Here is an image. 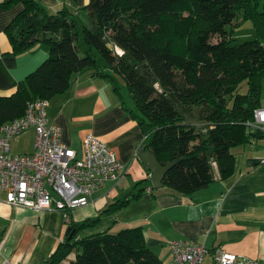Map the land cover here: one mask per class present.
<instances>
[{"label":"trees","instance_id":"obj_1","mask_svg":"<svg viewBox=\"0 0 264 264\" xmlns=\"http://www.w3.org/2000/svg\"><path fill=\"white\" fill-rule=\"evenodd\" d=\"M17 3L21 8L3 28L8 53L39 42L47 56L13 91L0 95V122L21 115L34 97L64 91L73 72L90 69L114 89L120 77L144 135L141 147L160 164L177 158L161 182L184 194L212 179V162L219 177L230 174V148L264 135L244 125L261 104L264 0H87L82 9L89 24H78L66 7L48 11L40 0H0V8ZM241 20L250 22L253 37L235 42L233 26ZM125 201L116 199L105 210ZM96 221H68L71 235L67 232L41 264H59L71 251L65 264H166L144 243L138 225L75 236Z\"/></svg>","mask_w":264,"mask_h":264},{"label":"crops","instance_id":"obj_2","mask_svg":"<svg viewBox=\"0 0 264 264\" xmlns=\"http://www.w3.org/2000/svg\"><path fill=\"white\" fill-rule=\"evenodd\" d=\"M40 2L48 11L66 7L78 24L90 23L88 12L82 9L87 0ZM20 8L19 3L0 8V95L13 91L17 82L47 56L46 46L39 42L8 53L10 44L3 28ZM116 84L114 89L90 69L73 72L67 88L47 99L46 114L59 126L60 139L76 155L81 137L91 132L125 162L126 171L107 179L86 203L68 209L13 206L4 201L0 190V264H41L69 232L68 221L86 217H97V221L77 230L76 237L138 225L144 243L166 264H173L167 241L175 238L202 242L207 250L202 264H210L216 247L264 264V135L250 136L230 148L232 171L225 177H219L212 162V179L190 193L163 185L155 188L137 156L140 149H146L141 147L144 135L129 111L132 99L123 82L116 80ZM24 133L31 134L32 143V129L19 135ZM141 187L142 191L137 190ZM116 199L126 201L105 210Z\"/></svg>","mask_w":264,"mask_h":264},{"label":"built area","instance_id":"obj_3","mask_svg":"<svg viewBox=\"0 0 264 264\" xmlns=\"http://www.w3.org/2000/svg\"><path fill=\"white\" fill-rule=\"evenodd\" d=\"M47 99L34 97L23 113L0 122V190L13 206L40 210L50 206L71 208L87 202L90 194L107 179L126 171L125 162L91 132L80 139L79 155L60 139L59 126L46 115ZM247 130L264 133V104L252 109ZM32 129V150L12 153L9 141ZM173 264H202L206 247L190 238L167 241ZM248 256L216 247L210 264H254Z\"/></svg>","mask_w":264,"mask_h":264},{"label":"rangeland","instance_id":"obj_4","mask_svg":"<svg viewBox=\"0 0 264 264\" xmlns=\"http://www.w3.org/2000/svg\"><path fill=\"white\" fill-rule=\"evenodd\" d=\"M233 38L235 42L244 40V39H251L253 37L252 35V28L251 24L248 20H241L238 22L237 25L233 26L232 30ZM217 38L216 35L212 37L211 40H215ZM78 42L82 46V50L85 48V44L83 42L82 36L79 33L78 34ZM264 44V40L262 41ZM95 57L98 61V63H104L102 57L95 52ZM117 83L123 82L120 77H116ZM111 86V85H110ZM153 86L158 91L160 90L159 86L156 83H153ZM245 87V84L242 82L240 84V90H243ZM260 103L264 104V78L261 82V90H260ZM31 134L30 133H24L22 135H19L15 137L14 139H11L9 141L10 144V151L12 153H22L27 152L31 149ZM73 257V251H71L59 264H65L67 260L71 259Z\"/></svg>","mask_w":264,"mask_h":264},{"label":"water","instance_id":"obj_5","mask_svg":"<svg viewBox=\"0 0 264 264\" xmlns=\"http://www.w3.org/2000/svg\"><path fill=\"white\" fill-rule=\"evenodd\" d=\"M107 46H109L108 43H106ZM138 159L145 165V167L148 169L149 174L148 177L150 179L151 185L153 187H160L162 185L161 178L165 171L174 163L177 158H173L165 162L164 164H160L151 151L149 150H143L140 149L138 151ZM72 233V230L69 231L67 236H70Z\"/></svg>","mask_w":264,"mask_h":264}]
</instances>
